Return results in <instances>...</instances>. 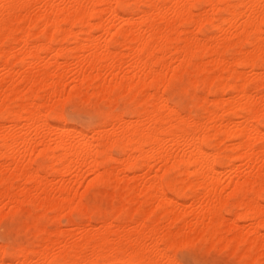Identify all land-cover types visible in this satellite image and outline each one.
I'll list each match as a JSON object with an SVG mask.
<instances>
[{
    "label": "bare ground",
    "instance_id": "obj_1",
    "mask_svg": "<svg viewBox=\"0 0 264 264\" xmlns=\"http://www.w3.org/2000/svg\"><path fill=\"white\" fill-rule=\"evenodd\" d=\"M262 3L0 0V220L30 203L39 236L9 261L0 244V264L50 261L56 245L74 264H162L170 239L264 264ZM191 4L216 6V35L208 20L190 26ZM176 80L186 100L165 96ZM79 97L108 106L91 135L61 118ZM120 99L132 107L115 111ZM101 181L110 207L78 221L74 201ZM48 212L71 231L49 229Z\"/></svg>",
    "mask_w": 264,
    "mask_h": 264
},
{
    "label": "snow or ice",
    "instance_id": "obj_2",
    "mask_svg": "<svg viewBox=\"0 0 264 264\" xmlns=\"http://www.w3.org/2000/svg\"><path fill=\"white\" fill-rule=\"evenodd\" d=\"M2 7L7 11L12 5L5 4ZM103 7L105 9L111 8L113 6L103 5L97 6ZM115 9L120 8H132L133 5L127 4H117L114 6ZM179 7V6H176ZM183 7L189 9L192 14V19L190 26H196L198 22L202 23L208 20L209 25L212 23H219L218 20H209L211 15V9L216 7L214 5H201V4H191L184 5ZM264 9V3L261 5ZM261 26L264 28V19L261 21ZM187 88V85L180 81L176 80L174 82H169L168 86L164 89L166 97L171 96L173 93H176L177 97L184 95L183 90ZM154 91V89H153ZM69 105H64V111L61 115V118L67 119L70 116H76L77 114H84L88 109V105H81L74 109V111H68ZM59 112V109H57ZM183 115L187 116V113L181 110ZM264 121V117L261 118ZM264 131V130H262ZM262 148H264V139L261 140ZM103 182L97 184H91L88 189L85 190L84 195L78 198V201H74L75 207L72 211L74 215L77 214H86L87 212L93 211V209H103L105 207V199L103 198V193L101 191ZM95 197V199H93ZM260 203L264 205V195L261 196ZM6 210V209H5ZM5 221L10 219V217H5ZM23 229L21 227L20 234L17 235L15 232L7 233L4 236L3 241H0V244H3V253L4 255H10L15 253H21L23 247L25 246V241L22 239ZM60 245L49 246L47 251L52 255V259L49 260H25L24 264H74L71 259H67L63 255L58 254ZM189 254L194 255L197 259L193 260L188 258ZM165 255L167 259L162 262V264H237L236 261L224 259V253L220 251L218 247L212 246L209 244L197 243L196 245L190 244H180L174 242L173 240H168L166 242V252ZM75 264H149L147 261H140L138 257H133L123 261H108V260H87V261H76ZM239 264H247L246 261L240 260Z\"/></svg>",
    "mask_w": 264,
    "mask_h": 264
},
{
    "label": "rangeland",
    "instance_id": "obj_3",
    "mask_svg": "<svg viewBox=\"0 0 264 264\" xmlns=\"http://www.w3.org/2000/svg\"><path fill=\"white\" fill-rule=\"evenodd\" d=\"M204 31L206 32V34H208V35L210 34V36H212V35L214 36V34L215 35L217 34V30L211 28L210 25H205ZM205 94H206V92L204 90L199 91V95L204 96ZM185 97L186 96H182V99L186 100L187 97L186 98ZM85 101H86L85 98L79 97V98H76L75 100L67 103L69 105V108H68L69 112H72V109L74 111L75 108H77L81 105H88V109H87L86 113L77 114L76 116H70L69 118H67V120L71 124V126L77 128L78 130L86 131L91 135V134H93V130L96 129L101 124V122L103 121L102 112H103V110L108 109V106L106 105V102L103 99H101V97L87 99V101L86 102ZM121 101H123V102H121ZM76 102L78 103L77 106H76ZM71 107H72V109H71ZM129 107H132L131 103H129L127 100L120 99L119 102L113 106V109L115 111H121V110L126 111ZM88 112H89V115L87 114ZM195 115H201V116L204 115V111L200 105H195ZM91 129H92V131H91ZM243 169H246V168H243ZM18 182H19V180L16 181V183H18ZM103 198L108 200V201L105 200V207H107V206L110 207L111 198L109 196H107V197L103 196ZM24 207H25L24 208L25 210H23V212L22 211L20 212V213L24 214V216H22V214L19 213L16 216H10V219H8L9 221L5 222V219L0 220V241H3L6 232L7 233L15 232L17 235H19L21 226H23L25 229L22 228L23 229L22 239L25 240V246H29V245L31 246V244L32 245L38 244L39 236L35 232V229L32 227L28 228L26 226L27 222H30L31 220L34 219L36 212H33V211L30 212L29 211L30 209L33 208L32 204H30V203H26ZM51 215H54V213L48 212L43 216L44 217L43 221L45 222V224L47 225V227L49 229H55V228H62L63 227L64 229L63 228L62 229H63V231L65 230V232H66L65 234H68L69 231H71V226L73 228V225H71V223H69L70 217L68 215L63 214L58 219L60 221H54L53 216H52V219H50ZM74 217H76L77 220L80 221V218H78L76 215H74ZM245 222H246V225H247V223H249L248 220L241 221V223H243L244 225H245ZM5 228H6V230H5ZM68 228H70L69 231H68ZM228 251L229 250H227V249H221V252L224 253L223 258L227 259V260L236 261L237 264H239V261H240L239 258L237 259L236 256L232 255ZM4 257H5L6 261H9L11 254L10 255H4ZM188 258L193 259V260L197 259L196 256L191 255V254H189Z\"/></svg>",
    "mask_w": 264,
    "mask_h": 264
}]
</instances>
